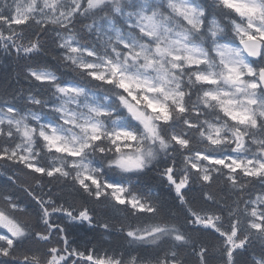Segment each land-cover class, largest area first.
Segmentation results:
<instances>
[{
    "label": "snow or ice",
    "instance_id": "6c2138e0",
    "mask_svg": "<svg viewBox=\"0 0 264 264\" xmlns=\"http://www.w3.org/2000/svg\"><path fill=\"white\" fill-rule=\"evenodd\" d=\"M0 53L55 61L0 77V264H264V0H0Z\"/></svg>",
    "mask_w": 264,
    "mask_h": 264
},
{
    "label": "trees",
    "instance_id": "16d2710c",
    "mask_svg": "<svg viewBox=\"0 0 264 264\" xmlns=\"http://www.w3.org/2000/svg\"><path fill=\"white\" fill-rule=\"evenodd\" d=\"M230 40L234 41L235 43H238V38L230 37ZM55 63V61L52 59L51 55H46L39 59L38 61H31V60H25L20 61L17 63L14 59L5 57L3 53H0V77H3L7 74V72H11L12 76L14 78H18L20 83L15 84L14 86L17 88H25V82L23 80V74L27 71V68L29 66L35 67L37 64H39L41 67L47 65L49 68L52 67V65ZM63 71V70H62ZM65 79H74L72 76H65ZM17 166L12 165H4L2 161H0V192H9L17 197V202L21 203L22 205H29L31 203L30 199L23 193V191L20 188V184L24 183L26 180L31 183L30 178L27 177L23 172H17L16 171ZM15 175L19 177V180L17 184L14 186L9 181V176ZM151 185V190L159 192L161 191L160 186L153 180L147 181ZM54 192H56L57 195H61L62 193L57 190V186H53ZM43 195L44 193H40ZM196 195L197 199V205L198 207L203 206L202 202L199 200L198 194ZM34 207V206H33ZM97 211L100 213V219H106V217L102 210L97 209ZM110 216V214H109ZM103 229L96 228L93 230L83 229V230H77L76 235L73 237V239H76L78 243L81 245V247H85L88 244H92L95 246L98 250H103L110 248L112 246H123L124 241L121 238V234L118 232H113L107 237L102 235Z\"/></svg>",
    "mask_w": 264,
    "mask_h": 264
}]
</instances>
